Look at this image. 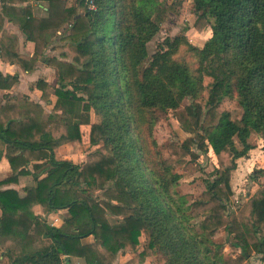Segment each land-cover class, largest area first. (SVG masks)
<instances>
[{
    "label": "trees",
    "instance_id": "1",
    "mask_svg": "<svg viewBox=\"0 0 264 264\" xmlns=\"http://www.w3.org/2000/svg\"><path fill=\"white\" fill-rule=\"evenodd\" d=\"M1 1V59L28 72L43 59L57 85L48 113L28 96L0 98V160L12 172L0 184L32 177L23 194L0 190V264H66L70 257L114 264L121 252L135 253L126 264L148 257L162 264L264 260V183L231 203L237 159L248 156L254 134L264 156V0H193V26L208 28L210 37L196 46L185 34L167 36L151 56L148 43L176 11L174 3L47 0L57 9L40 17L25 5L30 0ZM5 16L34 42L31 58L7 43L15 36L4 29ZM56 39L52 49L60 53L46 56ZM18 80L0 71V90ZM49 85L43 78L34 84L46 103ZM226 98L241 108L240 117L221 109ZM169 112L188 136L169 143L165 156L154 127ZM83 125L84 160L57 159L55 149L82 142ZM210 150L217 159L213 178L196 196L184 194L178 167ZM257 172L263 176L264 167ZM36 205L68 214L53 226L34 213ZM220 230L234 237L238 256L220 252L213 239ZM90 235L94 241L84 244Z\"/></svg>",
    "mask_w": 264,
    "mask_h": 264
},
{
    "label": "rangeland",
    "instance_id": "2",
    "mask_svg": "<svg viewBox=\"0 0 264 264\" xmlns=\"http://www.w3.org/2000/svg\"><path fill=\"white\" fill-rule=\"evenodd\" d=\"M164 3L176 4V11L170 12L167 20L161 25L160 32L148 43V51L151 56L158 45V42L167 36H176L185 34L188 40L196 45L202 46L210 37L211 31L207 28L204 31H198L194 28L195 15L193 14L192 4L193 0H162ZM70 2H74L71 0ZM76 3V1H75ZM79 12L85 10V7H78ZM49 76V74H48ZM53 82V81H51ZM20 83V82H19ZM29 83V82H28ZM50 91L53 93L55 88L51 83ZM27 84H20L17 88V95L21 96V92L27 91L35 100H40L39 96L28 89ZM53 97V94H52ZM45 112L51 111L52 107L49 103L42 101ZM222 110H229L233 118L240 117L242 110L237 106L232 99L226 98L221 104ZM93 121L98 118L92 116ZM82 142L71 145L62 151H58L59 158H66L74 162H80L89 150V126H82ZM154 136L165 156L167 153V145L171 142H182L188 134L181 129L178 121L173 117L172 112H169L164 118L160 119L154 127ZM253 148L249 151L248 156L237 159L238 167L234 172L232 186L234 196L232 197V205H237L238 202H243L247 198V194H253L258 187L264 183V175H259L257 170L264 167V156L261 149V137L254 134L251 139ZM217 166V159L215 154L210 150L208 154L202 155L199 161L192 163L189 159L178 167L177 171L181 174L180 190L188 196H196L205 189L207 180L213 178L214 169ZM258 174L259 177H253ZM214 241L220 243L222 247L219 249L225 258L236 257L239 255V250L232 245L234 237L228 235L224 230H220L214 237ZM143 241V237H141ZM149 264H162L155 257H149ZM252 264H264V260L258 258H251Z\"/></svg>",
    "mask_w": 264,
    "mask_h": 264
},
{
    "label": "crops",
    "instance_id": "3",
    "mask_svg": "<svg viewBox=\"0 0 264 264\" xmlns=\"http://www.w3.org/2000/svg\"><path fill=\"white\" fill-rule=\"evenodd\" d=\"M70 1L71 0H66L67 6L76 5L75 0H73L74 2H70ZM16 4L19 5V3H15V4L14 3L13 4L8 3L9 6H14ZM56 4L57 3L49 2L47 0H30L28 3H25V5L32 6L33 7V13L37 16H40V17L47 16L49 14V12H55V9H57ZM2 9H3V3L0 0V13L1 14H2ZM4 19H5L4 24H3L4 29L6 31L10 32L11 35L15 36V37H12L11 39L7 40V43H9L11 49H13L23 59L31 58L34 51H35L34 42L26 40L25 35L22 33L19 26L15 22L10 21L8 19V17H6V16ZM57 44H58V39H56L55 42L52 43L46 49L45 55L46 56L58 55L60 52L52 49L53 46L57 45ZM0 71L3 74L17 75L19 78L18 82H16L10 90H0L1 103H4L6 101V96H8V95L18 96L17 95L18 90L16 87L20 84L30 85V87L28 86V89H30V91H32V93L35 92L39 96L40 100L33 99L27 91L21 92V96H18V97L28 96L30 99H32L34 101H38L40 103H43L42 99H41L42 91L37 89L36 87H34L35 82L38 79L43 78V79L47 80L48 83L50 84L48 87V91L51 94V103H49V104L51 107H53V104L56 101V97L54 94V89H53V93H51L50 86L52 85L51 83H53L54 86L57 85L56 84L55 70L53 67L48 66L44 62L43 59L37 63L34 70L28 72V71L24 70L20 65H18L16 63L5 62L0 57ZM48 74H49V76H48ZM51 81H53V82H51ZM52 94H53V97H52ZM75 144H79V142H76V141L69 142V143H66L63 146L55 149L56 158L57 159H66V158H59V154H58L59 152L58 151L59 150L62 151L64 149H66L67 147H69L71 145H75ZM84 158H85V156L83 157L82 160H84ZM75 163H79V162H75ZM11 173L12 172H11V168H10L8 160L5 157L1 158V160H0V181L7 178L8 176H10ZM31 178L32 177L23 176V177H20L18 183L0 184V190H5L8 188H14L23 194L22 190L25 187V185L32 180ZM33 210H34V213L36 215H39V216L46 218V220L48 221V223L50 225H53L52 224L53 219L58 217L59 221L57 223H55L53 226H59L62 223L63 218L65 216H67V214H68L67 210H65V209H60L58 211L45 213L43 211L42 206H40V205H36L33 208ZM1 213H2V210L0 208V215H1ZM93 241H94V237L92 235L82 239V242L84 244H89V243H92ZM134 256H135V253H133V252H121V253H119L114 264H126ZM0 257H2V256H0ZM69 259H70L69 262H67L66 264H79L80 262H83L80 258H77V257H70ZM149 261H150V259L148 257L144 261L139 262L137 264H149Z\"/></svg>",
    "mask_w": 264,
    "mask_h": 264
},
{
    "label": "built area",
    "instance_id": "4",
    "mask_svg": "<svg viewBox=\"0 0 264 264\" xmlns=\"http://www.w3.org/2000/svg\"><path fill=\"white\" fill-rule=\"evenodd\" d=\"M90 4H91V8H94V5L92 4V2H90ZM59 221V218L58 217H56V218H54L53 219V225L55 224V223H57Z\"/></svg>",
    "mask_w": 264,
    "mask_h": 264
}]
</instances>
